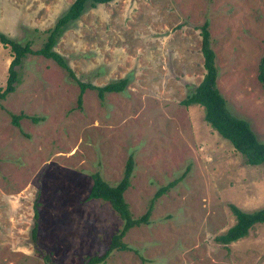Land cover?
<instances>
[{"label":"rangeland","instance_id":"1","mask_svg":"<svg viewBox=\"0 0 264 264\" xmlns=\"http://www.w3.org/2000/svg\"><path fill=\"white\" fill-rule=\"evenodd\" d=\"M73 0H0V32L38 49ZM208 20L217 86L230 111L264 142V0H112L87 5L54 50L93 85L127 78L122 91L79 86L54 60L28 54L0 107V264H85L122 220L109 202L89 199L92 174L110 185L134 167L124 198L149 222L130 228L128 250L100 264H264V223L223 244L230 208H264V165H248L203 117L181 103L203 74L200 26ZM12 58L0 43V86ZM41 119L11 122L10 113ZM37 201L38 217L33 216ZM37 221L36 243L31 230Z\"/></svg>","mask_w":264,"mask_h":264},{"label":"trees","instance_id":"2","mask_svg":"<svg viewBox=\"0 0 264 264\" xmlns=\"http://www.w3.org/2000/svg\"><path fill=\"white\" fill-rule=\"evenodd\" d=\"M112 0H73L68 9L58 17L54 27L49 31L46 40L38 49H32L29 40L21 43L6 36L0 32V43L9 47L12 58L7 68V77L4 86H0V107L1 101L10 93L14 92L19 82L18 66L21 65L23 59L28 54L42 55L46 58L54 60L63 67L68 75L72 77L79 86V94L77 97L78 105L82 102L83 92L89 89H95L97 95L103 98L105 93L122 91L126 84L127 78H121L116 81H109L104 85L96 86L90 82L79 80L71 67L67 64L62 55L54 50L57 37L62 29L70 22L74 21L83 13L87 5L96 6L97 4L107 3ZM208 20L200 26L201 45L200 51L203 58L202 65L204 74L199 83L190 91V93L181 100L185 106L191 104H199L204 110V120L216 130L223 138L229 140L233 148L242 156L245 164L248 165H264V142L258 139L256 133L252 129L249 121L233 114L227 106L224 96L221 94L217 86V66L215 64V53L211 47L210 32ZM257 79L264 89V53L258 63ZM30 118L33 122L39 121L41 118L32 115L28 116L23 112L10 113L11 122L18 126L22 118ZM134 167V159L130 155L127 158L123 177L114 185H110L100 175L94 172L92 176V185L90 187L88 198L102 199L109 202L113 210L122 220L121 227L111 236L108 245L100 254H95L87 258L85 264H100L114 251L128 250L130 247L123 241L127 231L137 225L147 224L149 216L153 209L157 198L174 186L178 180L169 182L167 185L160 187L149 201L145 212L139 217H133L128 204L124 198V192L130 185V178ZM230 208L235 216V222L224 233L214 237L217 242L228 244L247 235L249 229L256 223H264V208L252 211H244L234 204H230ZM34 218L38 217L37 201L33 207ZM37 221H34L31 238L36 243ZM44 260L47 264H55L50 254L44 253Z\"/></svg>","mask_w":264,"mask_h":264}]
</instances>
